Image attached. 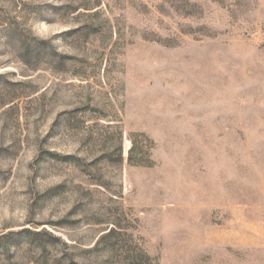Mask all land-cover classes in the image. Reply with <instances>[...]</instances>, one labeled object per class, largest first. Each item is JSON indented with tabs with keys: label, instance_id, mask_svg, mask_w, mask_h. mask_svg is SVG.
<instances>
[{
	"label": "rangeland",
	"instance_id": "obj_1",
	"mask_svg": "<svg viewBox=\"0 0 264 264\" xmlns=\"http://www.w3.org/2000/svg\"><path fill=\"white\" fill-rule=\"evenodd\" d=\"M0 264H264V0H0Z\"/></svg>",
	"mask_w": 264,
	"mask_h": 264
}]
</instances>
